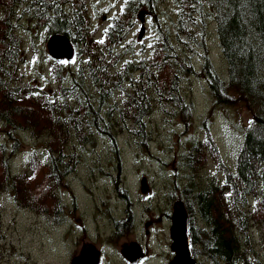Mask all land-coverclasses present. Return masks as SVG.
<instances>
[{
  "label": "trees",
  "instance_id": "1",
  "mask_svg": "<svg viewBox=\"0 0 264 264\" xmlns=\"http://www.w3.org/2000/svg\"><path fill=\"white\" fill-rule=\"evenodd\" d=\"M15 1L18 0L1 2L5 12ZM35 1L36 6L30 4L28 9L35 11L41 25L51 26L47 30L41 28L45 31L44 35L65 36L72 52L69 58L54 59L49 53L46 55V60L54 66L58 90L63 95L61 101L54 99V104H49L47 93L44 89L41 91L40 86L28 84V90L23 92L17 89L22 84L14 77L20 72L17 65L27 64V53L32 52L33 47L27 48L22 38L15 39V27L11 22L4 29L0 22V77L5 79V84L0 86V94L3 107L7 110L1 113L9 123L14 118L23 122L25 129L33 130L31 134L34 138L36 128H40V137L44 138L45 153L41 157L44 161L35 156L38 165H34V159L28 160L33 173H21L28 174V180H34L43 173L45 178L53 177L51 182L57 190L65 188L68 184L66 178L81 156L90 155L72 142L75 133L106 134L114 139L119 131L127 130L134 142L138 139L137 134L145 135L149 129L158 131L159 136L166 117L173 120L181 118L184 122L179 113L172 116L176 102L181 103L179 107L184 116L193 111L192 98H189V103H184L178 92L180 74H190L191 78L194 76L196 86L190 85L189 94L194 86L198 92L205 82L213 91H223L228 84L232 87V84H236L252 113V119L245 129L233 132V120L218 117L219 104L209 98L205 113L197 115V137L185 141L183 137L179 139L182 159L185 158L187 163L197 161V180L187 175H172L175 172L164 167L166 161H163V167L165 173L169 172V183L176 186L172 196L182 200L185 206L187 216L183 226L187 228L191 257L195 258L196 264H202V261L197 262L198 252L203 253L202 259L207 261L206 264H264V0H182V7L180 1L176 0L177 11L180 10L176 24L178 30L186 33V25L197 22V28L204 35L199 36L206 41L199 45L200 49L197 48V56L205 58L204 77L198 73L197 78L190 72L193 68L189 60L182 61L173 54L174 49L166 37L151 45L149 57L142 55L137 63L128 62L120 70L110 71L118 61L116 48L130 25L134 24V18L140 22L139 14L144 11L145 24V19L155 14L154 6L159 4V0H127L123 10L112 18L113 25L100 42L91 39L86 6L81 1ZM195 4L196 22L193 18ZM207 19L212 23L211 27L207 26L208 22L203 27ZM11 21L20 23L18 18ZM215 32L220 41L216 40ZM174 42L179 43L178 40ZM215 44L221 45L223 51L221 54L217 50L218 66L224 62L223 57L229 59L228 75H219L210 62V49ZM139 47L140 51L145 50L140 42ZM77 55L81 62L74 68H65L64 65L71 64ZM152 60L156 65L153 70ZM133 71L139 73L133 86H121L123 74ZM71 79L77 86L74 89L63 85ZM151 81L161 88L152 85ZM112 86L121 89L122 108L119 111L113 97L117 89ZM13 89L16 90L15 96L11 95ZM149 93H153L158 101L156 109L151 112L148 110ZM29 94L32 96L27 97ZM216 117L217 125L225 126L220 130L222 138L226 140L221 147L216 142L222 143L223 139L220 141L211 135ZM175 122L181 126L179 120ZM117 125V132L112 134L111 130ZM201 126L206 128L202 130ZM104 144L99 142L95 149L106 147ZM118 147L116 137L112 150ZM1 148L0 155L8 158V161L2 159L7 166L3 172L6 184L0 185V193L11 198V205L23 207L26 212L36 211L45 222L52 220L51 224L55 226L68 221L72 212L63 206L58 191L52 196L51 191L46 195L52 189L51 182L47 181L45 192L33 200L31 192L34 187L30 185L27 188L26 184L15 179L18 172L11 167L15 153H11L12 149L8 152L5 147ZM23 193L26 196L24 200ZM119 196L127 199L123 194ZM128 196L131 201V196ZM49 197L53 201L48 200ZM58 205H62L61 209H58ZM28 206H31V210H28ZM168 213V209H161V215ZM122 224L123 220L119 227ZM74 227L83 231L86 225L75 223ZM260 253L263 258L259 256Z\"/></svg>",
  "mask_w": 264,
  "mask_h": 264
},
{
  "label": "rangeland",
  "instance_id": "2",
  "mask_svg": "<svg viewBox=\"0 0 264 264\" xmlns=\"http://www.w3.org/2000/svg\"><path fill=\"white\" fill-rule=\"evenodd\" d=\"M79 1L86 6L91 39L94 42H100L113 25L112 18L123 10L127 0ZM179 1L182 7V0ZM30 4L33 3L27 2L26 10ZM154 8H156L155 14H150L145 19V26L134 18V24L130 25L128 32L124 34L116 48L118 61L110 71L120 70L128 62L137 63L142 55L149 57L151 45L153 46L163 37H166L167 42L174 49L172 50L173 54L182 61L183 59L189 60L193 68L190 72L195 75V78H197L198 73L204 77L205 58L197 56V48L200 49L199 45L202 42L206 43V41L201 40V36L204 35L197 28L196 4L193 12L196 23L187 24L184 28L186 33L178 30L176 25L180 13V10L177 11L178 2L176 0H159V4ZM210 10L213 12V9ZM2 13L3 9L0 3V15ZM11 19L9 23L11 22L12 26L15 27L13 33L15 39L20 40L22 38L27 48L33 47L32 52L27 53V64L24 66L17 65V70L20 72L16 73L14 77L22 83L17 89L23 92L28 90V84H35V86H40L41 91L45 90L50 100L49 104H54V99H56V102L61 101L63 95L58 90V82L53 70L54 66H52V62L46 60V55H48L46 42L49 37L44 35L45 31L41 29L38 32L27 34L28 37L26 38L24 29ZM206 22H208V27L212 26L210 20L207 19L203 23V27ZM32 23L33 27L36 23H39L38 18L33 17ZM213 24L214 26L216 24L214 19ZM46 25L48 28L51 27L49 24ZM142 28L144 29L142 37L137 39ZM215 36L216 40H219L216 32ZM175 40H178L179 43L174 42ZM139 42L144 46V51L139 50ZM217 50L223 54L221 45L211 46L210 57L212 60L210 59V62L214 69L219 71V75H228L229 59L223 57L224 62L219 67L217 62L220 60ZM40 55L41 59L39 60ZM80 62L77 55L74 56L71 64H65L64 66L65 68H74ZM155 67L156 65L152 60V70ZM138 74L136 71L124 73L120 85L131 88L134 81L138 79ZM151 82L155 87L161 88L155 82ZM4 84L5 79L0 77V86L2 87ZM63 85L73 89L77 87L72 79ZM190 85L196 86L194 76L191 78L190 74H180L178 92L183 97L184 103H189V98H192L193 111L184 116L179 107L181 103L176 102L173 105L172 116L179 113L184 118V122L181 118L173 120L166 117V120L162 123L163 128L159 131V136H157L158 131L149 129L145 135L137 134L138 139L134 142L133 137L126 133L127 130H121L116 134L120 146L117 152L114 149L112 150L116 137L113 139L106 134L97 135L94 133H75L72 136V142L81 150H87L90 155L87 157L81 156L80 161L75 165V169L71 170L66 178L68 184L61 189V191H64L63 206H66V210L71 209L72 212L68 217V221L62 225H52V220L45 222L43 216H40L36 211L26 212V210L23 211V207L11 205V198L5 193H0V197L2 196V199H0V264H67V262L71 264V258L80 252L82 246L85 244L84 247H87V239H90L92 262L102 254L101 251L97 250V247L103 244L104 240H107L113 241L109 245L112 246L111 251L114 252L111 253L114 255L112 258L107 257L100 264H126L115 251L120 252L125 243L129 245L127 249L136 248L129 258H136L138 252L143 254L139 264H168L172 257L169 236V229L172 227H170L167 215H161V209L171 211V206L166 207V205H171L172 201L175 200V195L172 196V194L176 186L169 183V176H167L169 172L165 173L164 167L166 170L171 169L175 172L172 175L176 174L177 177L187 175L197 180V161L187 163L185 158L182 159L180 137H183L184 141L197 137V115L201 116L205 113L209 98L219 104L218 117L226 121L228 119L233 120V132L244 130L252 119V113L236 84H232L233 87L228 84V88L223 91H213L205 82L198 92L194 86L193 91L189 94L187 91ZM111 88L117 89V92L113 93V97L114 101H117L119 111L122 108L121 89L115 86ZM15 94L16 90L13 89L11 95L15 96ZM149 95L148 110L151 112L156 109L158 101L153 93H149ZM31 96L32 94L27 95V97ZM0 109L6 110L3 107L1 94ZM1 116L0 112V119ZM218 117L214 119L211 135L220 141L223 139L222 143L216 142V145L221 147L226 140L222 138L220 132L221 124L217 125ZM155 120L157 119L153 121ZM178 120L181 126H177L175 121ZM118 128L117 125L116 128L111 130V133H116ZM201 128L204 130L206 127L201 126ZM39 129L36 128V137L34 138L31 134L33 130L25 129L23 122L17 118L10 119V123L6 122L0 125V154H2L1 147H5L8 152L11 149L13 150L11 153L15 154L12 155V161L16 165L13 169L15 168L18 172L15 179L26 184L27 188L30 185L34 187L31 192L33 200L38 199V196L45 192L47 181L51 182V179H53V177L45 178L43 173L34 180L27 179L28 174L33 173L28 160L34 159V165H38L37 158L44 161L41 158L45 153L42 142L44 138L40 137ZM99 142H104L106 147L95 149ZM171 146H174V148L171 149ZM80 149H77V151L80 152ZM182 150H185L184 147ZM33 153L37 158L35 156L31 157L30 154ZM2 159L8 161V158H2V155H0V185L3 186V184H6L3 172L7 166L3 164ZM163 161H166L165 166ZM25 169H29L28 174L21 173ZM42 172H44V169ZM203 172L204 169L202 168L201 173ZM142 177L144 178V184L147 186L145 194L140 189ZM50 185L52 189L48 190L46 195L51 191L52 196L56 191V186L52 182ZM121 194L125 196L129 194L132 200L123 203L119 197ZM22 195V200H24L25 193ZM47 199L53 201L52 197ZM179 204H182V202L174 203L172 206ZM58 207H60L58 209H61L62 205H58ZM28 210H31V206H28ZM122 220L123 226L119 227ZM75 223L85 224L86 228L83 231L79 230L74 227ZM116 228L130 229L119 231ZM132 228L136 231L135 235L131 231ZM130 242L133 243L129 244ZM259 256L263 258L261 253ZM202 258L203 253H199L197 262L202 261V264H206L207 261ZM249 261L252 262L253 260Z\"/></svg>",
  "mask_w": 264,
  "mask_h": 264
},
{
  "label": "water",
  "instance_id": "3",
  "mask_svg": "<svg viewBox=\"0 0 264 264\" xmlns=\"http://www.w3.org/2000/svg\"><path fill=\"white\" fill-rule=\"evenodd\" d=\"M145 16H146V13H144V11H141L139 14V19H140L141 25H143ZM143 32H144V29L142 28L140 30V33H139V39L142 37ZM46 48H47L46 50L49 53V55L54 59H60L63 57L69 58L71 56V52H72L71 45H70L69 41L67 40V38L65 36L59 35V34L52 35L48 38V40L46 42ZM140 183H141V192L144 193L147 190V186H146V184H144V179H141ZM177 203H180V202H176V204ZM173 217H174L176 223L181 224V228L183 227V225H185L186 214H185V211H184L182 204H179V205H176L173 207L172 220H173ZM180 233H181V237L179 240L182 241V247L177 243L175 244V246L181 252L183 257L188 258L189 254H190V250H189V246H188V243H189L188 235H187L185 229L180 230ZM177 238L178 237L173 238V243H174V240ZM173 243L171 245V248L174 250ZM86 249H88L89 252L91 250L90 247H88ZM74 260H73L72 264H75ZM174 262H175V257L173 258V260L169 264H180V263H174ZM93 264H97V261L95 260L93 262ZM189 264H194V262H191Z\"/></svg>",
  "mask_w": 264,
  "mask_h": 264
},
{
  "label": "flooded vegetation",
  "instance_id": "4",
  "mask_svg": "<svg viewBox=\"0 0 264 264\" xmlns=\"http://www.w3.org/2000/svg\"><path fill=\"white\" fill-rule=\"evenodd\" d=\"M2 1L3 0H0V3ZM67 1H70V0H67ZM27 2L33 3V5L36 6L35 0H18V1H15L13 5L9 7L7 11L5 12V10L3 9L1 5L3 9V13L2 15H0V22L2 21L3 29L9 25V21L11 18H18L20 20V23H18V25L21 26L22 29H24V36L26 38L28 37L29 34H32L33 32L40 30L42 27H44L46 30L48 29L46 24L41 25V22L39 21V19H38L39 23H36L33 27L32 20H33V17L36 18V15H35V11L32 12L28 8L26 10ZM0 110H1L0 112H3L4 109H0ZM1 115L2 116L0 119V125L7 122L3 116V113H1ZM89 256H91L90 252L88 249L85 248L81 251L80 255L77 257L78 259L74 260V263L75 264H93L92 257L90 258Z\"/></svg>",
  "mask_w": 264,
  "mask_h": 264
},
{
  "label": "bare ground",
  "instance_id": "5",
  "mask_svg": "<svg viewBox=\"0 0 264 264\" xmlns=\"http://www.w3.org/2000/svg\"><path fill=\"white\" fill-rule=\"evenodd\" d=\"M181 228V224L179 223H176L174 217H173V220H172V228H171V231L174 235H176L178 238L174 240V243H173V247H174V250H175V262L174 263H180V264H189L191 263V260H189L188 258L186 257H183V255L181 254V252L177 249V247L175 246V244H179L181 247H182V241L179 240L180 237H181V233L179 231V229ZM132 247L129 248V249H125L123 251V253L125 254V256H127L129 258L130 254H132ZM84 254V253H83ZM140 256V253L138 252V256ZM91 258V256H89ZM129 259H132V258H129Z\"/></svg>",
  "mask_w": 264,
  "mask_h": 264
}]
</instances>
